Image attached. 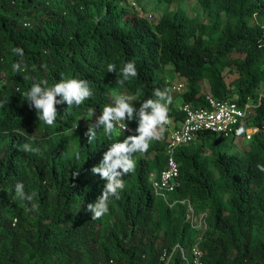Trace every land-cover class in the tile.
I'll list each match as a JSON object with an SVG mask.
<instances>
[{
  "label": "trees",
  "instance_id": "trees-1",
  "mask_svg": "<svg viewBox=\"0 0 264 264\" xmlns=\"http://www.w3.org/2000/svg\"><path fill=\"white\" fill-rule=\"evenodd\" d=\"M198 4L206 20L179 4L154 19L121 0H0V264H157L176 244L194 242L189 204L208 212L200 244L206 264H264V172L257 169L264 129L241 153L208 130L179 147V185L168 201L151 183L167 161L168 131L160 129L159 140L134 154L135 171L123 177L109 212L93 220L87 210L106 185L91 168L112 143L137 134L131 120L124 123L132 133L119 128L121 135L108 137L101 128L87 142L88 125L114 94L132 95L138 110L155 89L167 88L176 118L181 102L202 106L209 93L251 100L250 122L264 123V0ZM16 47L24 50L25 72L12 71ZM129 61L138 75L119 85ZM109 63L116 72L107 71ZM167 71L185 81L183 92L173 90ZM62 78L86 80L93 95L79 106L56 105L48 126L22 94L36 81L52 86ZM25 143L38 151H23ZM18 182L35 193L31 202L13 199ZM170 264L186 262L176 253Z\"/></svg>",
  "mask_w": 264,
  "mask_h": 264
},
{
  "label": "clouds",
  "instance_id": "clouds-1",
  "mask_svg": "<svg viewBox=\"0 0 264 264\" xmlns=\"http://www.w3.org/2000/svg\"><path fill=\"white\" fill-rule=\"evenodd\" d=\"M12 51L13 54L20 57L12 64V71L14 73L25 72L27 66L23 61L24 50L16 47ZM107 71L116 72L115 64L109 63ZM137 75L135 62L129 61L120 70L117 83L124 85L126 81L137 77ZM23 78L25 80L30 79L27 75ZM92 95L93 92L88 82L77 78H62L60 82L52 86H48L47 80L36 81L29 91L22 94L23 98L28 101L29 106L35 108L39 121H43L48 126H52L56 120V105L67 103L68 107L74 104L79 106ZM153 96L155 98L144 100L137 110L134 107L133 101L135 98L132 95L114 94L113 103L103 108L102 114L88 125L84 133L87 142L91 144L97 138L98 129L102 128L105 135L112 137L113 134H118V125L123 126L125 121L138 120L137 134L129 135L122 141L112 143L108 150L104 152L99 165L93 166L90 170L93 175H99L102 180H106L102 194L94 203H88L87 205V210L92 213L93 220L101 219L109 212L110 199L120 198V193L125 188L123 177L134 172L136 168V162L133 159L134 154L146 152L151 141L161 138L160 129L168 123V105L172 103V97L167 88L163 90L155 89ZM126 128L124 127V130ZM21 148L25 152L38 151L28 143L21 145ZM257 169L264 172V164H258ZM75 175H79V173H75ZM34 196L35 193L25 192L23 183L18 182L15 185V197L13 199L20 202H31ZM38 207L37 204H32V210H38ZM15 222L14 220L13 223L15 224Z\"/></svg>",
  "mask_w": 264,
  "mask_h": 264
},
{
  "label": "built area",
  "instance_id": "built-area-1",
  "mask_svg": "<svg viewBox=\"0 0 264 264\" xmlns=\"http://www.w3.org/2000/svg\"><path fill=\"white\" fill-rule=\"evenodd\" d=\"M173 90L183 92L186 88L185 81H177L173 84ZM181 117L169 115V120L161 129L168 131L166 146V166L159 173H152L151 183L157 197L168 201V195L179 185L180 165L176 158V150L193 142L201 131H211L222 139L242 138L251 140L254 134L264 129V123L252 124L251 114L255 103L247 101L240 104L232 99H220L207 94L205 104L197 106L191 102H181L178 106ZM118 127L126 132L132 130L128 124ZM203 225L207 228V214L201 216ZM194 221V220H193ZM192 223V227L196 225ZM202 237L195 243L184 245L178 243L168 252L165 251L157 264H170L174 255L178 253L186 264H206L205 253L200 244Z\"/></svg>",
  "mask_w": 264,
  "mask_h": 264
},
{
  "label": "rangeland",
  "instance_id": "rangeland-1",
  "mask_svg": "<svg viewBox=\"0 0 264 264\" xmlns=\"http://www.w3.org/2000/svg\"><path fill=\"white\" fill-rule=\"evenodd\" d=\"M121 3L127 8L137 10L141 14L144 15L151 14V18L154 19H157V17L159 16L158 14L160 12H163L168 6L171 8H176L178 4L182 6L184 9H186L190 15H195L198 12L201 15L202 19L204 20L207 19V16L201 10V7L198 4V0H173L172 5H169L167 0H121ZM166 77L172 82H177V80H179V78H177V76L174 74L172 75L170 71H167ZM233 78H234L233 75L228 74V78H227L228 81L232 80ZM178 100H180V98ZM117 133L118 134H114V135L119 136L122 134L118 126H117ZM222 140H223V144L226 145V149L229 152L241 153L250 144L248 140H243L242 138H235V139L230 138V139H222ZM203 214L204 216L206 214L208 215L207 209L197 211L194 209L192 204H189L187 219L190 221V223L193 222L196 225L195 227H192V223H191V227L193 228L192 230V239L194 241V242L192 241L193 243H195L200 237H203V234L206 231V228L203 225L200 226V222H203L201 218Z\"/></svg>",
  "mask_w": 264,
  "mask_h": 264
}]
</instances>
